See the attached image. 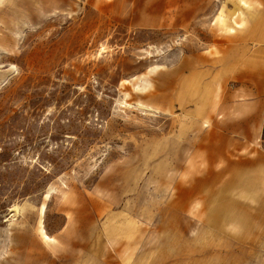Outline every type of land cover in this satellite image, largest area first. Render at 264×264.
<instances>
[{"label":"rangeland","instance_id":"obj_1","mask_svg":"<svg viewBox=\"0 0 264 264\" xmlns=\"http://www.w3.org/2000/svg\"><path fill=\"white\" fill-rule=\"evenodd\" d=\"M187 1L0 0V264H264V131L210 141L178 70L239 0Z\"/></svg>","mask_w":264,"mask_h":264},{"label":"crops","instance_id":"obj_2","mask_svg":"<svg viewBox=\"0 0 264 264\" xmlns=\"http://www.w3.org/2000/svg\"><path fill=\"white\" fill-rule=\"evenodd\" d=\"M195 2L177 6L175 22L183 24L200 11ZM213 8L205 3L204 47L179 63L181 83L194 77L196 85H203L201 109L210 141L227 143L237 154L257 150L264 128V0H239L228 19L225 6ZM219 10L221 16L213 22ZM151 21L162 24L157 15Z\"/></svg>","mask_w":264,"mask_h":264},{"label":"bare ground","instance_id":"obj_3","mask_svg":"<svg viewBox=\"0 0 264 264\" xmlns=\"http://www.w3.org/2000/svg\"><path fill=\"white\" fill-rule=\"evenodd\" d=\"M185 2V1H184ZM186 3H188V1L186 2ZM165 20V19H164Z\"/></svg>","mask_w":264,"mask_h":264},{"label":"trees","instance_id":"obj_4","mask_svg":"<svg viewBox=\"0 0 264 264\" xmlns=\"http://www.w3.org/2000/svg\"><path fill=\"white\" fill-rule=\"evenodd\" d=\"M263 131H264V128H263Z\"/></svg>","mask_w":264,"mask_h":264}]
</instances>
